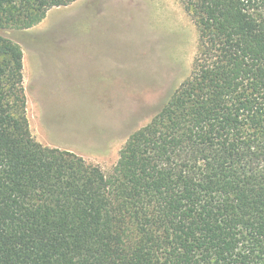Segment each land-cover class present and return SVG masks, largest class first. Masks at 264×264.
<instances>
[{
	"label": "trees",
	"instance_id": "16d2710c",
	"mask_svg": "<svg viewBox=\"0 0 264 264\" xmlns=\"http://www.w3.org/2000/svg\"><path fill=\"white\" fill-rule=\"evenodd\" d=\"M75 0H0V30ZM189 74L108 174L33 137L0 34V264H264V0H180Z\"/></svg>",
	"mask_w": 264,
	"mask_h": 264
},
{
	"label": "rangeland",
	"instance_id": "374dc122",
	"mask_svg": "<svg viewBox=\"0 0 264 264\" xmlns=\"http://www.w3.org/2000/svg\"><path fill=\"white\" fill-rule=\"evenodd\" d=\"M117 1L130 6L117 19L131 36L122 45L128 51L122 58L128 79L76 80L78 74L50 69L57 59L62 65L64 58L71 59L74 43L88 40L83 37L88 33H82L89 18L74 17L63 6L48 10L45 21L33 27L0 30L23 52L27 115L35 140L72 151L106 174L127 137L150 120L189 74L197 44L194 21L180 0ZM135 5L140 10L131 9ZM148 7L152 10L145 16Z\"/></svg>",
	"mask_w": 264,
	"mask_h": 264
},
{
	"label": "crops",
	"instance_id": "0c3cea01",
	"mask_svg": "<svg viewBox=\"0 0 264 264\" xmlns=\"http://www.w3.org/2000/svg\"><path fill=\"white\" fill-rule=\"evenodd\" d=\"M63 7L70 9L74 17L89 18L86 30L82 33H88L83 36L88 37V40L74 43L71 59L64 58L65 65H62L61 59H57L55 64H50V69L58 73L78 74L73 76L76 80L128 79L123 76L128 65L122 61L123 56H128V51L122 45L126 44L123 40H129L131 36L122 30L117 19L126 16L127 13L124 14L123 11L130 8L129 4L117 0H75ZM131 9L136 12L140 7L135 5ZM143 9L144 12L146 10L145 16L152 10L151 7ZM45 19L44 17L42 21ZM133 36L135 38V34Z\"/></svg>",
	"mask_w": 264,
	"mask_h": 264
}]
</instances>
